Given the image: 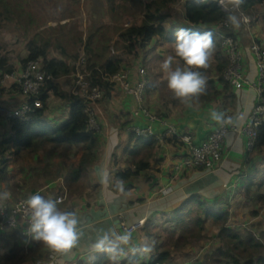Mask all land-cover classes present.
Segmentation results:
<instances>
[{"label": "crops", "instance_id": "1", "mask_svg": "<svg viewBox=\"0 0 264 264\" xmlns=\"http://www.w3.org/2000/svg\"><path fill=\"white\" fill-rule=\"evenodd\" d=\"M251 13H257L261 19L257 22L250 15ZM250 14L248 15L254 19V23L244 25L241 22L237 28L230 22V30L231 35L236 37L241 45L243 75L250 84L255 85L259 77L257 80L255 78L254 81L251 80L253 71L246 59L251 55L258 68L252 45L256 42L264 52L262 40L264 5L254 8ZM182 17L183 21L174 23L167 21L168 32L188 27L184 15ZM203 30L207 31L209 28ZM173 44L154 40L148 46L146 58L143 61L139 58L134 60L132 65L125 69L132 85L140 81L142 72L146 74L149 72L151 87L143 103H138L117 86L109 99L95 105L100 132L94 137L96 148L86 176L76 185L70 188L67 179L78 166L83 155L81 146H78L81 150L78 161L72 162L73 169L68 171L64 168L62 179L59 180L50 179L51 177L43 178L44 172L39 170L49 166L47 163L42 164V156H45L46 149L36 153L28 150L20 153L11 151L6 154L8 178L17 182L14 189L20 191L21 199L17 202L36 194L53 200L60 198L61 195L64 196L65 205L61 210L76 212L82 235L76 248L68 253H56L23 236L22 231L25 226L12 232H0V264H94L101 256V264H114L105 253L93 252L90 249L91 243L105 231L115 230L117 234H124L120 227L122 223L132 226L140 221H144L143 228L131 235L129 245L125 246V254L118 257L115 264H146L152 257L165 252L170 237L173 240L181 236V228L175 220L186 218L189 209L194 208L197 209L194 216H197L198 207L193 200L194 197L201 199L205 207L211 211L227 213L228 221L222 224L223 226L221 224L216 226L212 220L207 221L204 232L209 225L213 230L199 238L201 242L198 246L202 247L200 251L188 245L184 250L174 252L173 247L171 257L163 264H202L205 254L209 253L206 257L214 256L213 254L223 246L221 243L215 252L213 249L207 253L211 248L208 239L220 241L219 234L223 227L238 235H252L257 239L259 233H264V228L259 232L256 231L253 218L245 220V224L248 223L249 226L248 233L237 229L238 213L247 208L243 206L246 204L243 195L247 191L254 193L255 198L259 199L257 201H260L258 212L253 211L252 216L258 218L256 221H264V148L249 152L246 139L233 134L228 135L224 144V156L221 160L214 161L212 167L185 169L178 172L176 167L188 154L183 143L175 140L174 137H169L163 142L154 138L157 142L155 141L154 146H149L138 142L130 133L135 127L148 125H152L157 133L175 127L179 133L190 135L196 145H200L220 123L212 118V113L222 114L225 121H230L228 123L241 126L247 123L257 104V92L247 86L242 89L230 87L222 78L224 70L222 73L219 71V67L222 66L214 61L208 63L206 69L200 70L207 82L203 93L186 101L176 98L168 90L166 73L161 70L162 61L172 56L174 52ZM245 62L247 64H244ZM13 66L15 67L13 72L22 70L16 65ZM172 67L183 68L186 65L180 58L175 57ZM6 74L0 70V141L13 136L12 126L6 119V114L23 102V96L12 80L2 82ZM54 83L61 91L74 95L75 80L72 75L58 77ZM145 111L155 115L158 121L151 124ZM70 115L69 103L50 93L42 124L50 129H57L69 120ZM62 145L76 148L70 144ZM30 153H33L34 161L28 157ZM17 156L18 159L21 157L25 159L23 162L31 164L29 168H24L22 165L20 170L15 164ZM59 161L58 158L57 162ZM140 162L147 164L145 170L129 181L117 180L119 173L136 171V165ZM34 164H40L41 167L35 168ZM54 164L56 163L51 164L53 168ZM49 172L47 170L46 174ZM21 174L22 176L18 177ZM7 187L3 188V191ZM121 188L123 191L120 190ZM164 189H170L171 193L163 194ZM55 190L57 193L52 192ZM12 194L13 192L8 195L5 193L0 200L13 202ZM261 241L264 244V239ZM145 246L150 247L151 251L148 253L140 251Z\"/></svg>", "mask_w": 264, "mask_h": 264}, {"label": "trees", "instance_id": "2", "mask_svg": "<svg viewBox=\"0 0 264 264\" xmlns=\"http://www.w3.org/2000/svg\"><path fill=\"white\" fill-rule=\"evenodd\" d=\"M180 1L181 0H148L144 4L146 12L141 25L134 24L127 28H115L116 38L113 48L116 52H119L117 56H109L110 50L108 48H106V54L101 51L104 43H100V41L97 42L100 30L91 33L83 46L84 55L87 57L86 71L90 73V77L87 78V80L91 88L98 87L104 92V100L109 99L115 87H117L110 82L111 78L124 71L126 68H129L132 62L140 57L142 52H147L148 46L154 40L159 41V43H174L175 32L177 30L168 32L167 21L170 17L166 12L171 10L172 6ZM95 2L97 4L96 0ZM219 2L220 0H186L183 4L184 20L188 26L186 28L193 31H206L203 29L209 28L207 31H212L211 28H214L217 24L228 23L229 28L226 29L225 32L231 34L229 17L232 14L224 12ZM1 3H3L2 0H0V4ZM237 5L241 12L248 15L254 8L264 5V0H242V2L237 3ZM68 14L72 15V17L75 15L74 13ZM115 21L118 22V19H115ZM74 26L76 27L72 30V38L68 39V42L65 43V45L68 44V53H70L71 48L76 49V46L83 40L82 36L77 33L78 25L74 23ZM69 36L70 34L65 35V37ZM221 43V38L215 34L214 44L218 60L224 59L222 56L224 53L221 51ZM49 52V42L40 45L37 40H33L27 45V57L22 63L26 66L30 61L42 59L45 70L55 79L63 76H70L76 71L75 67L68 64L70 61L68 59L80 62L81 55H68L67 48L64 47L63 53L66 59L68 58L67 62L55 58L50 59ZM8 63V59H0V70L3 74H11L15 69L13 65H9ZM220 66L222 67H219V71L222 73L228 66L226 57L225 61L221 63ZM150 87L151 85L148 86L147 93ZM50 93L67 101L71 107L69 120L57 129H50L42 124V120L47 111V102ZM40 100L42 107L35 109V112L31 115L28 122L19 120L10 121L13 136L9 139L0 141V175L5 177L7 174L6 168L8 160L6 154L8 152L14 151L15 153H20L21 151L31 150L36 153L44 149L48 144H70L74 147L81 146L83 155L80 158L78 166L71 172L67 179V183L71 188L72 185H76L82 177L86 176L94 155V149L96 148L95 133L87 130L88 116L85 113L84 101L75 95H69L61 91L54 82L49 83L48 88L42 93ZM258 134L255 150L264 148V123L260 126ZM132 137L137 139L138 142L149 146H154L156 141L154 138H136L134 135H132ZM146 168L147 164L140 162L136 165V171L128 170L125 173H119L117 175V180L129 181V179L136 177L139 172ZM193 200L198 207L197 216H194L197 212V209L194 208L189 209L186 218L175 220L176 224L184 232L173 244L175 250H180L182 243L185 246L188 245L184 241V238H186L185 233L192 238H201L207 221L212 220L216 224H224L228 221L229 215L227 213L220 214L207 209L205 203L197 197H194ZM191 224L193 228L190 227ZM219 238L221 241H225L228 247L225 248L223 245L213 254L217 256L214 258V264H227L224 263V260L226 261L227 259L231 262L228 264H264V253H262L264 244L261 241L264 239V233L261 235L260 239H257L252 235H238L234 231L223 227L219 234ZM101 257H99L94 264H101ZM170 257L171 251H165L152 257L146 264H163Z\"/></svg>", "mask_w": 264, "mask_h": 264}, {"label": "rangeland", "instance_id": "3", "mask_svg": "<svg viewBox=\"0 0 264 264\" xmlns=\"http://www.w3.org/2000/svg\"><path fill=\"white\" fill-rule=\"evenodd\" d=\"M2 0L3 3L0 4V59L5 58L9 60V63H12L13 65H16L17 67H20V69H24L25 65H23V61L27 57V45L33 41L37 40L40 45L45 44L46 42H49L50 45V52L49 57L50 59H59L67 61L66 56L63 53L64 47L67 48L68 53V39H71L72 36V30L76 27L74 26V23L78 25L77 33L82 36V42L76 46V49L71 48L70 53L68 55H81L80 62L74 61L72 59L68 62V64L72 67L76 68V71L72 74L73 79L76 80V75L78 72L84 73V69L86 71L87 67V57L84 55L83 46L86 43L88 37L91 35V33H95L98 30H100L98 41L100 43H104L102 45L101 51L106 54V48L110 50L109 56H117L119 52H116V50L113 48L114 40L116 38V33L114 31L115 28H127L131 27L134 24L141 25L144 15H145V6L144 4L148 0ZM236 0H232L229 2L228 6L232 7L235 5ZM186 2V0H181L176 5L172 6L171 10H168L166 13L169 15V20L172 23L183 21V4ZM68 13H74L75 15L72 17V15ZM234 15L238 16V13L234 11ZM252 17H254L257 22L261 17L257 13H251ZM249 18L253 21L250 16ZM115 19H118V22L115 21ZM173 25V24H172ZM250 25V24H249ZM171 26V25H170ZM249 29V27H248ZM250 31V30H249ZM66 34H70L69 37H65ZM264 41V38L262 39ZM101 45V44H100ZM174 45V44H173ZM172 45V46H173ZM148 50V49H147ZM216 47L214 48L213 54L209 60L208 63L211 61H214V63H223L225 61V55L222 54L224 59L218 60V57H216ZM173 53L172 57L175 58V50L173 47ZM222 51V48H221ZM101 53V52H100ZM147 52H142L139 59H145ZM223 53V51H222ZM245 54V53H244ZM246 57V55H245ZM83 59H85V64H83ZM138 59V58H137ZM217 59V60H216ZM136 60V59H135ZM247 62L250 64L251 69L253 73L251 74V80L259 77V71L257 72L255 61L252 59V56H247ZM245 62L244 64H247ZM257 63V62H256ZM175 68V67H174ZM88 73V72H87ZM148 82L149 85L151 84V81L149 79V72H148ZM255 80V81H256ZM258 81V80H257ZM18 91L21 95V92L18 88ZM24 100V99H23ZM102 101L99 102H104ZM6 119L7 114H6ZM232 134H229V136ZM228 136V137H229ZM80 147L72 148L69 145H55V144H48L44 149L47 150L45 156H42V164H49V166L45 169H39L43 170V178L45 177H51L50 179L56 180V179H62L61 174H63L64 168H67L68 171H71L72 168V162H76L79 159V156L81 154V150H79ZM43 150V149H42ZM31 151V150H30ZM22 152V151H21ZM26 152V151H24ZM57 156V157H56ZM30 160L34 161L33 153H30L28 156ZM56 157V158H55ZM19 156H17V162L15 163L16 166L21 167L24 166V168H29V165L26 162H23V159H18ZM58 158L60 159L59 162ZM52 162H55L54 168L52 167ZM32 163V162H31ZM23 165V166H22ZM35 165V164H34ZM41 167L40 164H37L33 167ZM46 166V165H45ZM44 166V167H45ZM49 170L50 172L46 174V171ZM22 176L21 175H18ZM59 177V178H58ZM17 182H15L12 179L8 178V175L6 174L5 177H2L0 175V197H3L5 193H12L14 195L11 202L10 200H0V208L2 206H10L15 204L20 197V191L14 189V185H16ZM8 186V187H7ZM7 189L3 191V188ZM256 190V189H255ZM254 190V191H255ZM53 193H57V191H52ZM60 194V193H59ZM63 199V202L58 205V208L62 209L65 205V198L64 196H60ZM243 198L245 199V205L247 208L243 209V211L238 213L239 218H237V229L242 232L248 233V223L245 224V220H249V218H253L255 223V229L256 231H260L262 228H264V221L260 222V220L256 221L258 218H254L252 216L253 211L258 212V207L260 201H257L259 199H256L254 196V193L252 192H246L245 195H243ZM251 207V208H250ZM243 208V207H242ZM261 210V209H259ZM263 212V211H262ZM242 220V221H241ZM241 221V222H240ZM240 222V224H238ZM252 222V221H250ZM220 224V223H219ZM219 224H216V226H220ZM222 225V224H221ZM251 225V224H249ZM223 226V225H222ZM193 228V225L190 226ZM213 230L212 226L209 225L205 232H203L202 235H206L210 233ZM181 235L184 233L182 229H180ZM186 238H184V241L194 250L200 251L202 247H199L201 240L199 238H192L188 236L186 233ZM261 233L258 234L259 239L261 238ZM168 237V236H167ZM166 237V238H167ZM168 239L169 245L165 249L168 251H171L174 247V243L176 239L173 240ZM171 240V242H170ZM204 243V242H203ZM208 243H211L210 250L207 251H213L217 250L218 247H220V244L224 245V247H228V244L225 243V241H218L217 239H208ZM172 244V245H171ZM186 245V246H188ZM185 245H181L180 250H184L186 247ZM175 249V248H174ZM180 250H174V252H180ZM264 252V251H263ZM262 252V253H263ZM208 254H205V257L202 259V264H214V258L217 256H207ZM212 258V259H211ZM192 260L190 261V263ZM194 262V261H193ZM196 263V261H195ZM224 263H231L229 259L226 261L224 260Z\"/></svg>", "mask_w": 264, "mask_h": 264}, {"label": "built area", "instance_id": "4", "mask_svg": "<svg viewBox=\"0 0 264 264\" xmlns=\"http://www.w3.org/2000/svg\"><path fill=\"white\" fill-rule=\"evenodd\" d=\"M230 1L232 0H220L221 9L230 14L236 11L244 25L251 24L252 20L249 18V15L239 10L236 3L237 0L232 7L228 6ZM228 28V23H220L211 28V30L221 38L222 51L228 61V66L222 76L225 83L233 89H242L247 86L254 89L258 94L257 104L247 123L238 126L228 122H220L200 145H196L190 135L179 133L175 127H169L163 133H157L152 125L135 127L130 131L136 138H155L157 141L163 142L169 137H174V139L183 143L188 150V154L183 162L176 167L178 172L185 169H208L212 167L214 161H219L223 158L224 144L229 134L246 139L249 152L255 150L259 136L258 130L264 123V53L261 46L254 42L252 51L257 59L259 79L257 84L252 85L243 75V54L240 42L233 35L225 32ZM83 64H85V59H83ZM75 77L74 95L84 101L85 113L88 116L87 130L97 134L100 132V127L94 107L103 100L104 92L98 87L91 88L87 80L90 77V73H87L85 69L84 73L78 72ZM8 80H12L14 85L19 88L24 100L16 109L7 113V118L9 121L19 120L28 122L35 109L42 107L40 100L42 93L48 88L49 83L54 82L56 79L47 73L43 60L38 59L28 62L21 71L6 74L2 82L6 83ZM110 82L116 86H120L127 95L133 97L138 103H143L149 86L148 76L145 72L141 73L140 81L136 85H132L128 80V72L126 70L113 76ZM145 113L151 124L158 121L155 115L147 111ZM164 125L166 126L165 123ZM162 193L169 195L171 190L164 189ZM25 200H20L13 205H5L0 208V232H12L25 226L22 235L26 236L29 214L22 206V202ZM56 201L59 205L63 202V199L60 197ZM143 226L144 221H140L132 226H128L125 223L120 225L124 232H128L131 235L141 230Z\"/></svg>", "mask_w": 264, "mask_h": 264}, {"label": "clouds", "instance_id": "5", "mask_svg": "<svg viewBox=\"0 0 264 264\" xmlns=\"http://www.w3.org/2000/svg\"><path fill=\"white\" fill-rule=\"evenodd\" d=\"M242 0H237V3ZM234 27H239L238 16L229 17ZM215 34L212 31H193L179 28L175 32V56L180 58L186 67H172L173 57L162 61L161 70L166 73L167 88L173 95L183 101L195 97L205 91L206 79L200 71L208 67L213 54ZM217 122L225 121L222 114L212 113ZM123 191V189H120ZM29 214L26 236L56 253H68L79 245L81 231L79 217L74 210H61L56 200L47 199L42 195H31L22 202ZM131 234H117L115 230L100 234L90 245L95 253H105L114 262L125 254V246L129 245ZM140 251L148 253L151 248L143 247Z\"/></svg>", "mask_w": 264, "mask_h": 264}]
</instances>
